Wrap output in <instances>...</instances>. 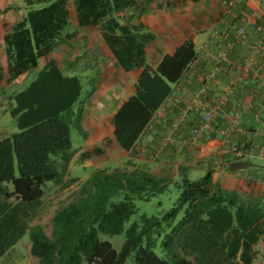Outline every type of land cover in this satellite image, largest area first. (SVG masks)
<instances>
[{"label": "trees", "instance_id": "16d2710c", "mask_svg": "<svg viewBox=\"0 0 264 264\" xmlns=\"http://www.w3.org/2000/svg\"><path fill=\"white\" fill-rule=\"evenodd\" d=\"M23 1L31 10L4 36L9 80L37 69L61 39L71 37L72 2L79 27L99 29L121 67L141 71L134 94L113 119L116 141L131 151L196 59L194 42L186 41L153 70L146 48L155 35L142 24H132V16L126 23L120 17L152 0ZM81 93L78 77H64L50 63L15 96L12 116L20 132L0 141V184L12 185L13 195L23 202L40 201L46 185L66 175L77 153L71 124ZM83 109L82 105L75 119L81 130ZM170 183L140 168L96 170L78 198L56 212L51 237L40 226L32 228V255L38 264H126L131 257L134 264L255 263L256 247L264 243V200L223 191L214 184L212 172L197 181L183 179L174 208L159 216L141 215L125 232L126 223L137 214L135 201L165 193ZM123 233L120 251L101 237Z\"/></svg>", "mask_w": 264, "mask_h": 264}, {"label": "crops", "instance_id": "0c3cea01", "mask_svg": "<svg viewBox=\"0 0 264 264\" xmlns=\"http://www.w3.org/2000/svg\"><path fill=\"white\" fill-rule=\"evenodd\" d=\"M28 10L31 8L23 0H0V79L3 76L4 82L9 81L4 36L9 27L27 16ZM129 16L132 24H142L155 35L146 48L147 63L153 70L186 41L192 40L196 50V59L172 86V94L131 151H125L116 141L113 119L134 94L141 71H125L99 29L81 28L71 22V37L61 39L39 61L31 83L50 63H55L64 77L79 78L82 93L73 106L72 119L75 123L83 105L82 130L86 131L89 116L95 114L97 121L92 128L111 132L112 148L105 152V167L133 161L137 168L142 166L157 178L173 179L168 190L176 184L179 187L185 178L197 181L212 172L214 184L223 191L244 199L264 200V0H152L137 10L121 13L122 23L129 22ZM241 29L245 38L236 43ZM10 88L6 86L1 96L15 104L20 92ZM198 99L213 107V121L195 139L192 129L203 122L208 109L203 105L190 110ZM178 121L179 128L174 129ZM88 138L71 163L89 150L87 147H102L103 137L94 143ZM231 144L244 152L242 158L231 152ZM85 162L83 166L87 167ZM88 167L91 174L100 169V165ZM8 185L0 184V264L5 260H10L7 264H20L18 260L24 254L19 251L24 242L32 255V228H43L37 220L48 210L47 192L40 201L27 203L13 195V187ZM54 210L52 219L59 209ZM20 228L25 232L21 234Z\"/></svg>", "mask_w": 264, "mask_h": 264}, {"label": "rangeland", "instance_id": "374dc122", "mask_svg": "<svg viewBox=\"0 0 264 264\" xmlns=\"http://www.w3.org/2000/svg\"><path fill=\"white\" fill-rule=\"evenodd\" d=\"M70 13H71V22L73 24L78 23L76 12L74 10L73 3L70 2ZM34 7V9H36ZM29 10L27 11V13ZM73 26V25H72ZM59 44V43H58ZM6 51V50H5ZM35 73H28L27 76L18 78L13 80H9L8 82H4L3 76H1L0 81V141L10 137L13 134L19 133L20 129L18 127V121L12 116L13 110L16 108V102L13 103V100L10 98H4L2 90L7 86H11L10 90L20 92L21 89H25L27 85H30L33 76ZM21 93V92H20ZM19 94V93H18ZM17 94V95H18ZM15 101V99H14ZM95 106V105H93ZM96 109V107H93ZM92 110V109H91ZM90 123L87 125L86 123V131L79 128V125L75 123L71 124V139L73 144V150L81 151L80 149L85 145V139L89 137L91 142H98L103 137L104 140L102 141V147H97L94 145L92 147H87L89 150L83 151L80 153L78 157L70 164L66 175L56 184H48L46 186L47 192V205L48 210H46L45 214L42 215V219L37 220V222H41L43 224V229L46 230L49 235L52 236L53 232V213L55 212V208L61 209L71 202H73L76 198H78V193L80 192L83 184L91 177V168L88 166H97L100 165V169H108L110 171H114L116 169L122 171L131 172L137 169V164H134L133 161L124 162L122 161L118 165H111L109 167H105V163H107L105 159V154L111 150L112 146L110 145L111 132L109 130L100 131L98 127H95V121L97 118L95 114H91L89 116ZM108 145V146H107ZM107 151V152H106ZM106 152V153H105ZM86 161V162H85ZM86 163L87 167L83 166V163ZM140 169L142 166H138ZM145 169V168H144ZM146 170V169H145ZM170 179V178H168ZM196 179V178H193ZM173 182V179H170ZM175 184V183H174ZM8 185V184H7ZM10 186V185H8ZM181 194V189L176 186H172L169 190H167L163 194H158L151 198L149 201H142L136 200L135 204L137 206V214H135L130 221H128L125 225V232L129 227L139 219L141 215H148V216H159L163 215L164 213L170 211L174 206L177 204L178 199ZM185 210L181 211L177 222L182 219L184 216ZM103 240L110 241L114 248L117 251H120L124 242H125V233L118 235V236H101ZM28 245H22L21 250L19 251L24 254V257H20L18 260L20 264H38L39 260L34 257L33 255L29 254ZM257 250V258L254 264H264V243L259 244L256 247ZM160 252V248L157 249ZM10 262V260L6 261L5 263ZM4 263V264H5ZM87 264V263H85ZM126 264H134L133 257L129 258Z\"/></svg>", "mask_w": 264, "mask_h": 264}, {"label": "built area", "instance_id": "2783aa9c", "mask_svg": "<svg viewBox=\"0 0 264 264\" xmlns=\"http://www.w3.org/2000/svg\"><path fill=\"white\" fill-rule=\"evenodd\" d=\"M245 38V32L243 29L239 30V34L237 37V40L235 41L236 43H241L243 42ZM203 93L205 94V91H203ZM205 103L203 101H201V99H198L193 106L190 107V110H194L195 108H200L203 107ZM207 109V112L204 113L203 115V122L199 123L198 125L194 126L192 129V134L194 136L195 139L200 138L204 131L206 130V128L208 127V125L213 121V107L210 105H205ZM179 124L180 121L174 123L173 128L177 129L179 128ZM230 144V142H227ZM232 145V144H231ZM231 152L236 156V158H242L244 156V152L240 149L239 146L237 145H232L231 146ZM142 152H146V151H142ZM199 153L201 155H203V150H199ZM151 159H156V155L155 154H150Z\"/></svg>", "mask_w": 264, "mask_h": 264}]
</instances>
